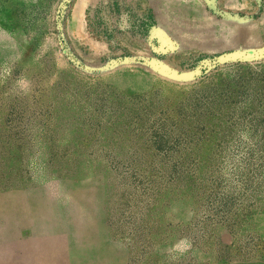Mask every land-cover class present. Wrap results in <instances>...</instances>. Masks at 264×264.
Instances as JSON below:
<instances>
[{"label": "rangeland", "instance_id": "rangeland-1", "mask_svg": "<svg viewBox=\"0 0 264 264\" xmlns=\"http://www.w3.org/2000/svg\"><path fill=\"white\" fill-rule=\"evenodd\" d=\"M263 27L264 0H0V264H264Z\"/></svg>", "mask_w": 264, "mask_h": 264}, {"label": "bare ground", "instance_id": "bare-ground-1", "mask_svg": "<svg viewBox=\"0 0 264 264\" xmlns=\"http://www.w3.org/2000/svg\"><path fill=\"white\" fill-rule=\"evenodd\" d=\"M4 199V198H3ZM15 200V199H14ZM3 201V200H2ZM22 202V201H21ZM23 204H21V206H22ZM20 207V206H19ZM2 208V207H1ZM15 208V207H14ZM16 210V209H15ZM20 213V212H19ZM18 214V213H17Z\"/></svg>", "mask_w": 264, "mask_h": 264}, {"label": "crops", "instance_id": "crops-1", "mask_svg": "<svg viewBox=\"0 0 264 264\" xmlns=\"http://www.w3.org/2000/svg\"><path fill=\"white\" fill-rule=\"evenodd\" d=\"M237 4H238V3H237ZM262 29H263V31H264V27H263ZM262 29H261V30H262Z\"/></svg>", "mask_w": 264, "mask_h": 264}]
</instances>
